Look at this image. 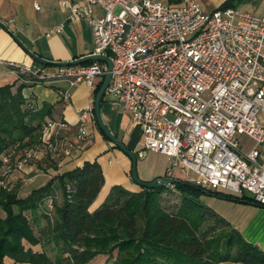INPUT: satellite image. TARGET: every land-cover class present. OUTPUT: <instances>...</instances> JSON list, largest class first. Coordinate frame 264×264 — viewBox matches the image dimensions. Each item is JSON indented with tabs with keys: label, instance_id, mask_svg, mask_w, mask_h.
<instances>
[{
	"label": "built area",
	"instance_id": "1",
	"mask_svg": "<svg viewBox=\"0 0 264 264\" xmlns=\"http://www.w3.org/2000/svg\"><path fill=\"white\" fill-rule=\"evenodd\" d=\"M59 5L67 9L66 20L89 23L91 53L112 61L103 96L139 128L137 157L158 152L168 159L166 176L177 169L192 173V183L202 190L243 192L264 205V151H258L264 141V8L254 14L237 6L204 11L196 0H60ZM61 29L62 23L52 25L44 35ZM7 64L27 81L65 80L61 99L85 82L89 102L107 67L105 61L53 69ZM92 112V105L79 112L75 142L84 138ZM65 127L61 118H46L36 144L10 145L0 157V188L10 190L12 171L24 169L29 159L45 152L72 154L74 140ZM240 134L252 140L245 152ZM46 202L52 206L50 197Z\"/></svg>",
	"mask_w": 264,
	"mask_h": 264
},
{
	"label": "trees",
	"instance_id": "2",
	"mask_svg": "<svg viewBox=\"0 0 264 264\" xmlns=\"http://www.w3.org/2000/svg\"><path fill=\"white\" fill-rule=\"evenodd\" d=\"M246 1L224 0L217 7H238ZM94 61L101 60L81 64ZM101 83L100 79L95 84L94 96ZM22 84L13 91L10 83L0 85V157L13 143L19 142L21 148L36 144L45 116L50 118L52 113V105L46 102L35 108L25 105ZM94 120L109 141L95 116ZM48 160L47 166L52 167L54 161ZM1 165L0 161V169ZM100 167L96 159L85 160L78 167L56 172L25 196L14 187L0 188L4 211L0 216V264H7L4 256L14 264H87L97 254L107 255L103 264H264V252L246 243L236 229L197 198L200 192H208L248 203L253 202L250 195L202 190L178 179L168 184L180 196L174 206L161 202L160 194L168 190L165 184L150 189L140 185L136 191L113 184L90 210L104 182ZM36 244L40 251L32 247Z\"/></svg>",
	"mask_w": 264,
	"mask_h": 264
},
{
	"label": "crops",
	"instance_id": "3",
	"mask_svg": "<svg viewBox=\"0 0 264 264\" xmlns=\"http://www.w3.org/2000/svg\"><path fill=\"white\" fill-rule=\"evenodd\" d=\"M59 1L0 0V21L4 24V26L0 24V85L10 83L12 84L10 89L13 91L17 85L23 83L21 91L25 98V105L35 108L40 107L42 102L51 104L52 113H50V118L65 120L67 127L64 129V134L74 140L73 145L75 147L70 155L62 156L45 152L43 155L38 156L37 159L42 161L47 160V157L53 160L52 167L47 166V162H43L44 169L39 164L36 166L31 164L27 167L28 169L26 168L35 172L32 178L33 176H42V181L38 185L46 182L56 172H63L75 166L78 167L85 160L93 161L96 159L98 161L104 176V182H102L99 192L89 206L90 210H94L113 184L123 185L133 191L140 189V185L135 184L131 177L129 170L131 159L122 150L115 147L110 140L103 138L93 117L88 116L86 118L83 126L84 138L75 142L74 135L77 133L78 114L82 109L93 106V102H89L91 92L87 84L80 82L76 86H72L69 98L61 99L58 91L67 85L65 80L32 83V81L25 80L21 75H17V72L7 64L8 62L33 64L35 60L28 50L44 57L46 60L51 59L60 62L73 60L92 52L94 40L89 23L85 19H79L73 23L66 20L67 9L60 6ZM73 1L75 0H71V2ZM196 1L199 2L204 11H211L224 0ZM34 5H37L38 8ZM238 8L260 13L264 8V0H248L241 3ZM93 9L95 12H100L97 6H93ZM60 23H62V29L58 34L44 35L50 26L60 25ZM48 68L53 69L54 66ZM99 80L100 78L97 77L96 81ZM100 109V115L106 127L119 141L121 140L135 152V149H138L141 144V133L139 128L131 122L130 116L120 106L118 107L110 102L108 96L102 98ZM258 151H264V141L260 143ZM161 156L165 159L161 172H157V174L145 173L142 179L149 181L152 178L165 175L164 168L168 165V159L165 155ZM262 163L264 165V160ZM183 176L185 175L181 174L178 169L173 170L170 174V177L175 180L181 179ZM26 182L28 181L26 180ZM33 187L38 186H31L25 193L22 194L19 191L18 194L25 196ZM197 196L206 209H209L218 217H222L233 229H236L239 236L246 243H251L264 252V205L259 206L254 202L230 201V199L208 192H200ZM58 197H56V200L59 199ZM25 245L28 246V244ZM32 247L38 251L41 250L38 244ZM106 258L107 255L97 254L87 264H103ZM3 259L7 264H14L13 260L7 256H4ZM15 264L31 263L16 262Z\"/></svg>",
	"mask_w": 264,
	"mask_h": 264
},
{
	"label": "rangeland",
	"instance_id": "4",
	"mask_svg": "<svg viewBox=\"0 0 264 264\" xmlns=\"http://www.w3.org/2000/svg\"><path fill=\"white\" fill-rule=\"evenodd\" d=\"M249 12H251V11L249 10ZM254 13H256V12H254ZM254 13L252 12V14H254ZM237 138H238L239 144L241 145V150L243 152H245L246 148H249L252 144V140L250 138H248L247 136L240 134L237 136ZM136 150L137 149H135V152H136ZM164 161H165L164 157L159 155L158 152H155V151L144 152L143 157L142 158L138 157L136 160V163H137L136 170L138 172L139 177L142 179L145 173L146 174H149V173L157 174V172H161L162 167L165 164ZM43 162H48V161L47 160L42 161L39 159L32 158V159L28 160L27 165L24 167V169L13 170L11 173L12 177H11V180L9 182L10 189L14 187L17 189L18 193H20L19 191H21L23 194V193H25V191L30 189L29 187L38 186V184L41 183V181H42L41 180L42 176H38V177L33 176V178H32V175L35 172H33V170H27L28 169L27 167L31 164H34L35 166L39 164V166H41L43 168V165H42ZM192 178H193V174L191 173V174H188V175L186 174L185 176H183V178H181V180H184V181H186L192 185ZM26 180L28 182H26ZM167 186H168V190H164V192L162 194H160L159 197H161L160 199H161V202L163 205H165L167 202L170 204H174V206H175L178 203L180 196H179V194H177L176 191L171 190L170 189L171 187L168 184H167ZM107 194H108V192H107ZM58 195L60 197V193H58ZM3 213H4L3 210L0 208V215H2ZM222 264H232V263L223 262Z\"/></svg>",
	"mask_w": 264,
	"mask_h": 264
},
{
	"label": "water",
	"instance_id": "5",
	"mask_svg": "<svg viewBox=\"0 0 264 264\" xmlns=\"http://www.w3.org/2000/svg\"><path fill=\"white\" fill-rule=\"evenodd\" d=\"M0 24L4 26V24L0 21ZM31 57L39 62L43 63L45 65H53V66H59L62 67V65H70V64H79L83 61H89V60H101L105 61L107 64V67L104 72V77L102 79V83L99 84L98 90L95 93L94 98L92 99L93 102V108L94 112L93 115L96 118V121L98 123V127L103 130L104 134L108 136L109 140L118 147L119 150H122L123 153H125L130 159H131V167H129L131 177L133 179V182L135 184L143 185L146 188H153L157 186H163L164 184H171L172 182L174 183L176 180L173 177L163 175L162 177H155L150 179L149 181L143 180L139 177L138 172L136 170V156H134V152L132 149L128 148L125 143H123L121 140L119 141L118 138L106 127V125L103 122L102 116L100 115L101 109V98H103L104 91H105V86L109 82L111 74L110 70L112 68V61L109 59L108 55L106 54H100V53H89V55H82L80 57H76L75 59H70L66 61H58V60H51V59H45L44 57H41L40 55H37L35 53H31L30 50H28ZM32 59V60H33Z\"/></svg>",
	"mask_w": 264,
	"mask_h": 264
}]
</instances>
